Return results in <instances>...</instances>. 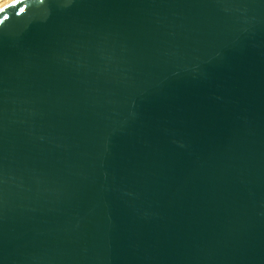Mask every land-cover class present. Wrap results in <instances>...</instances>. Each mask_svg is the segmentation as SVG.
I'll list each match as a JSON object with an SVG mask.
<instances>
[{"label":"water","instance_id":"95a60500","mask_svg":"<svg viewBox=\"0 0 264 264\" xmlns=\"http://www.w3.org/2000/svg\"><path fill=\"white\" fill-rule=\"evenodd\" d=\"M0 264H264V0L0 6Z\"/></svg>","mask_w":264,"mask_h":264},{"label":"bare ground","instance_id":"6f19581e","mask_svg":"<svg viewBox=\"0 0 264 264\" xmlns=\"http://www.w3.org/2000/svg\"><path fill=\"white\" fill-rule=\"evenodd\" d=\"M8 1H10V0H3V1H1V2H0V6H2L3 4H5V3L8 2Z\"/></svg>","mask_w":264,"mask_h":264},{"label":"rangeland","instance_id":"374dc122","mask_svg":"<svg viewBox=\"0 0 264 264\" xmlns=\"http://www.w3.org/2000/svg\"><path fill=\"white\" fill-rule=\"evenodd\" d=\"M3 1V0H0V2Z\"/></svg>","mask_w":264,"mask_h":264},{"label":"snow or ice","instance_id":"6c2138e0","mask_svg":"<svg viewBox=\"0 0 264 264\" xmlns=\"http://www.w3.org/2000/svg\"><path fill=\"white\" fill-rule=\"evenodd\" d=\"M21 11H23V9H21Z\"/></svg>","mask_w":264,"mask_h":264}]
</instances>
